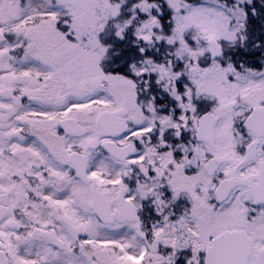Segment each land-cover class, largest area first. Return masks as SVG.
<instances>
[{
	"label": "snow or ice",
	"instance_id": "6c2138e0",
	"mask_svg": "<svg viewBox=\"0 0 264 264\" xmlns=\"http://www.w3.org/2000/svg\"><path fill=\"white\" fill-rule=\"evenodd\" d=\"M0 264H264V0H0Z\"/></svg>",
	"mask_w": 264,
	"mask_h": 264
}]
</instances>
